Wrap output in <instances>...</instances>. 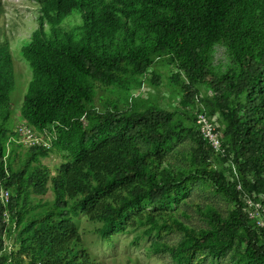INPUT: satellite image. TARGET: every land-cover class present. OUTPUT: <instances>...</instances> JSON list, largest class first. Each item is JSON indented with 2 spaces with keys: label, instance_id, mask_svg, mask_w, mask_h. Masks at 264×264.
Returning <instances> with one entry per match:
<instances>
[{
  "label": "trees",
  "instance_id": "1",
  "mask_svg": "<svg viewBox=\"0 0 264 264\" xmlns=\"http://www.w3.org/2000/svg\"><path fill=\"white\" fill-rule=\"evenodd\" d=\"M32 1L39 13L19 43L31 69L19 114L51 147H25L4 125L15 82L0 38V190L9 192L0 264H105L84 244L80 213L105 241L142 228L155 236L153 252L176 264L226 255L264 264V0ZM217 45L225 65L213 61ZM159 64L175 69L174 110L131 93L150 70L159 85ZM200 113L213 117L223 153L199 133ZM184 135L193 142L185 154L175 151ZM50 151L65 158L52 176L40 160ZM196 181L233 205L225 215L197 207L198 228L173 214ZM48 184L54 199L34 201ZM166 231L180 239L162 241Z\"/></svg>",
  "mask_w": 264,
  "mask_h": 264
},
{
  "label": "rangeland",
  "instance_id": "2",
  "mask_svg": "<svg viewBox=\"0 0 264 264\" xmlns=\"http://www.w3.org/2000/svg\"><path fill=\"white\" fill-rule=\"evenodd\" d=\"M3 11L0 14V38H7L11 47L13 58L14 87L10 94L12 102L10 119L4 123L5 127L13 132L23 121L20 118L19 109L31 79L29 63L20 53L19 44L36 27L35 20L38 17V4L32 0H2ZM213 61L215 64L225 65L228 61L227 53L222 45H217L214 50ZM160 76L159 85H155L151 70L146 73L140 88L131 89L134 96L152 99L166 109L174 110L178 106V85L171 79L175 73L173 66L166 64L155 65ZM204 93V91H202ZM115 97L116 95H112ZM193 142L187 137H181L175 145V151L187 153ZM48 167L50 175H54L60 164L65 162L63 155L50 151L47 156L40 158ZM48 184V191L43 196H35L34 201H52L54 193ZM212 206L222 214H226L232 208V203L214 192L210 185L196 181L186 195L174 208L173 214L186 224L194 227L205 225V219L198 212L197 207ZM250 206H254L250 204ZM257 207V206H256ZM254 213L255 210H254ZM86 247L105 264H176L166 252L155 253L152 250V241L155 236L147 234L142 228L131 229L127 232L114 233L110 241L100 239L96 232L99 222L88 220L80 213L74 217ZM180 239L178 231H166L162 241L175 244ZM232 256L222 258L207 257L204 264H231Z\"/></svg>",
  "mask_w": 264,
  "mask_h": 264
},
{
  "label": "built area",
  "instance_id": "3",
  "mask_svg": "<svg viewBox=\"0 0 264 264\" xmlns=\"http://www.w3.org/2000/svg\"><path fill=\"white\" fill-rule=\"evenodd\" d=\"M196 125L202 138L214 149L216 153H223L224 149L221 144L220 135L217 126L213 121V117L209 114L200 113L196 117ZM16 141L28 148L40 147L48 149L51 147V140L48 134H38L30 125L25 122L15 130ZM0 201L7 204L9 201V192L7 190H0ZM249 204H251L249 202ZM253 204V203H252Z\"/></svg>",
  "mask_w": 264,
  "mask_h": 264
}]
</instances>
